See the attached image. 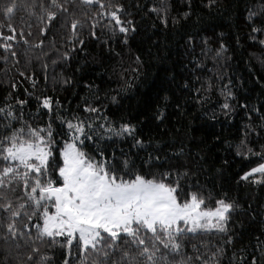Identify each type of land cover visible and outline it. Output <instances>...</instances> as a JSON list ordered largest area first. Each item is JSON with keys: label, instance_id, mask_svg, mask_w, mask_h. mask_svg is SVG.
Wrapping results in <instances>:
<instances>
[{"label": "trees", "instance_id": "obj_1", "mask_svg": "<svg viewBox=\"0 0 264 264\" xmlns=\"http://www.w3.org/2000/svg\"><path fill=\"white\" fill-rule=\"evenodd\" d=\"M5 2L0 0V8ZM16 4L11 17L0 14V108L7 106L33 126L51 121L61 147L68 136L60 135L57 112L97 124L107 116L115 127L131 121L137 137L147 142L143 148L133 147L130 137L105 139L101 148L118 158L123 153L149 178L171 172L166 182L173 183L182 173V194L197 189L215 199L226 194L240 205L226 232L182 237L183 252L203 254L216 264H264V183L240 179L264 162V155H256L264 146V0H56L62 6L57 8L52 0ZM116 4L124 5L122 19L136 27L127 40L105 15ZM46 10H56L57 17L49 21ZM8 36L15 39L5 40ZM45 96L52 100L51 110L42 106ZM225 103L229 109L222 107ZM85 105L100 111L88 113ZM7 123L13 122L0 113V133ZM94 146L86 141L85 151L94 154ZM248 149L247 156L237 155ZM56 156L59 161L58 151ZM0 191L13 207L20 202L16 197L23 199L22 186ZM25 211L31 209L14 218L13 233L7 228L12 221L0 209V264H36L42 255L48 264H64L65 258L80 264L85 255L98 259L75 243L69 247L63 237L36 239L37 218L28 221ZM120 244L135 255L134 245Z\"/></svg>", "mask_w": 264, "mask_h": 264}, {"label": "snow or ice", "instance_id": "obj_2", "mask_svg": "<svg viewBox=\"0 0 264 264\" xmlns=\"http://www.w3.org/2000/svg\"><path fill=\"white\" fill-rule=\"evenodd\" d=\"M51 7L62 6H57L56 0H52ZM16 9V0H6L0 14L11 17ZM46 11L49 21L57 17L56 10ZM153 11L157 9L153 8ZM105 15L110 17L113 31L118 28V33L124 34L126 40L128 34L136 31L131 19H122V16H127L124 5L116 4L115 10ZM164 22L167 23L166 20ZM8 27L12 29L11 24ZM4 47L10 48L11 45L5 44ZM223 47L221 44L217 51ZM64 55L68 56V53ZM232 95V92H227V97ZM111 99L116 102L115 96ZM24 103L20 101L21 105ZM41 103L45 109L53 107L50 97H43ZM222 107L229 109L230 105L225 103ZM85 110L88 113L100 111L90 105H85ZM0 113L13 122L5 124L3 133H0V189L15 192L22 186L23 195L22 200L16 197L20 202L13 207L5 192L0 191V199L8 200L0 204V209L12 221L7 228L13 233L14 218L21 216V210L30 208L31 212L25 211L24 215L28 221L37 218L36 239L51 238L55 241L56 237H63L69 247L75 243L82 253L92 251L98 254V259L90 261L87 255L83 256L80 264L86 261L88 264H140V258H143L142 264H216L214 260L202 258L203 254L193 257L184 253L181 238L198 230L226 232L232 213L240 205L228 199L226 194L219 199L211 193L206 196L199 189L182 194L179 183L182 173H177V180L173 183L166 182V178L172 176L171 172H161L159 178L153 173L149 178L135 170L134 162L123 153L118 158L115 151L109 155L106 148H101V141L121 137H130L133 147L143 148L147 142L137 137L136 124L125 121L115 127L107 116L103 117L105 123L97 124L78 115L65 118L57 112L56 118L63 125L60 135L68 136L61 147L51 121L33 126L7 106L0 108ZM160 116L156 118L160 119ZM14 123L19 126H13ZM86 141L95 145L94 154L85 151ZM261 147L262 153L256 155H264V146ZM251 152L248 149L237 155L247 156ZM257 173L258 176L255 175ZM125 176L129 178L125 179ZM250 178L254 183H264V163L240 176L241 180ZM208 202L214 206H206ZM122 240L135 246V255L121 247ZM117 252L120 253L118 258ZM216 255V252L211 253L212 257ZM29 258H32L31 253ZM36 264H48L47 255L40 256ZM64 264H69L67 258Z\"/></svg>", "mask_w": 264, "mask_h": 264}, {"label": "rangeland", "instance_id": "obj_3", "mask_svg": "<svg viewBox=\"0 0 264 264\" xmlns=\"http://www.w3.org/2000/svg\"><path fill=\"white\" fill-rule=\"evenodd\" d=\"M261 163H264V162H261ZM255 167V166H254ZM198 231H201V230H198Z\"/></svg>", "mask_w": 264, "mask_h": 264}]
</instances>
